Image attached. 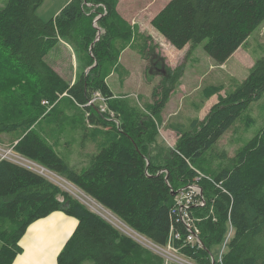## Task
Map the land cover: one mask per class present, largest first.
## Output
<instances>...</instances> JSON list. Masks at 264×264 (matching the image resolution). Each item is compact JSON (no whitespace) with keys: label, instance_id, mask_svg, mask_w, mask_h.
I'll return each instance as SVG.
<instances>
[{"label":"trees","instance_id":"16d2710c","mask_svg":"<svg viewBox=\"0 0 264 264\" xmlns=\"http://www.w3.org/2000/svg\"><path fill=\"white\" fill-rule=\"evenodd\" d=\"M41 2L6 0L0 7V132L16 134L9 147L73 183L124 225L156 244L166 245L173 226L181 232L173 246L198 264H212L210 253L215 264H264V130L233 157L225 152L212 157L218 139L264 91V56L255 60L231 92L218 94L203 119H192L187 126L170 122L177 132L175 144H161L150 118L128 110L122 116L100 69L117 57L104 37L93 40L92 21L103 11L115 14L117 0H68L47 20L36 13ZM263 20L264 0H168L150 23L178 48L206 40V53L223 63ZM100 22L110 37H131L130 30L121 31L104 15L97 19L99 28ZM61 40L84 51L87 65L96 62L73 82L47 60ZM178 75L168 78V87L154 102L155 115L164 107ZM220 90L212 86L206 96ZM95 91L108 98L109 107L120 118L118 125L100 113L96 104L85 106ZM64 96L85 110L87 124L104 131L103 140L81 169L60 156L56 144L35 128L49 113L43 100L53 107ZM215 159L225 162L213 167ZM202 170L212 177L200 179L205 204L191 210L202 242L195 249L184 242L186 229L171 212V191L192 182ZM54 211L77 220L55 256L56 264H80L87 259L94 264H177L141 245L60 184L0 158V264H13L23 250L20 241L26 229ZM229 219L233 233L218 262Z\"/></svg>","mask_w":264,"mask_h":264},{"label":"rangeland","instance_id":"374dc122","mask_svg":"<svg viewBox=\"0 0 264 264\" xmlns=\"http://www.w3.org/2000/svg\"><path fill=\"white\" fill-rule=\"evenodd\" d=\"M167 1L117 0L115 14L105 15L107 12L103 11L92 21L95 28L93 40L97 41L101 36L104 37V43H110L111 52L117 57L114 61L104 62L100 67L112 91V99L118 108L122 109V116L128 110L142 118H150L158 128V139L161 144L165 143L164 131L169 127L170 122L187 126L192 119H203L210 107L218 100V94L225 95L231 92L245 78L255 60L264 56V20L223 63L215 62L206 53L204 49L206 40L195 46L187 43L182 48L172 45L150 23L151 18ZM67 2L68 0H42L36 8V13L44 20L50 19ZM5 3L6 0H0V7ZM101 15L105 16L108 23L118 24L117 28H121V31L130 30L131 37L128 40H122L110 37V32L106 35V27L101 22L99 23L100 28L97 25V19ZM97 29L100 30L99 33ZM63 42L55 46L57 51L54 56L48 54L47 60L67 81L73 82L82 71L87 74L96 62H93L94 65L91 64L93 66L90 67L91 65H87L89 59L84 51L72 42ZM153 54L160 57L162 64L159 66L164 65L165 74L151 67L150 59ZM177 73L179 78L174 89L170 92L162 110L155 115L152 110L154 102L159 100L168 87V78ZM212 86H218L221 90L206 96V92ZM46 111L49 112L48 115L43 117L35 128L56 145L65 141L64 149L59 146L55 148L65 160L72 163L77 162L78 148L83 151L85 145L82 146V142L85 139H89V144L95 147L94 139L98 141L102 138L103 140L101 137L103 129L87 124L85 120L87 113L72 98L61 97L53 107L47 106ZM106 129L112 128L108 126ZM261 130H264V91L260 98L252 101L218 139L212 151V157H218L222 152L230 158L233 157L253 135ZM15 137V133L0 132V147H9ZM224 162L225 159H215L212 166ZM202 171L198 172L206 177H212ZM59 184L65 191L82 200L91 209L96 208L106 214L101 205L73 183L64 178V180H59ZM58 229L57 225L50 220L31 228L30 232L26 233L20 241L23 251L18 254V260L22 263L36 264L40 261L41 252H44L45 255H42L44 263L51 252L48 247L53 245L52 236ZM80 264L94 263L87 259Z\"/></svg>","mask_w":264,"mask_h":264},{"label":"built area","instance_id":"2783aa9c","mask_svg":"<svg viewBox=\"0 0 264 264\" xmlns=\"http://www.w3.org/2000/svg\"><path fill=\"white\" fill-rule=\"evenodd\" d=\"M43 103L47 106H51L47 100H43ZM92 104H96L99 112L104 114L107 119L112 120L116 125L119 124L120 118L118 116V113L109 107L108 98L105 97L100 91H95L92 97L85 103V106ZM0 158L9 159L15 163H18L31 170H34L37 173L44 175L48 179L58 184H59V180H64V178L59 174L21 155L20 153L16 152L12 147H7V148L0 147ZM202 177H206V176L198 172V174L194 177L192 182H190L189 184L185 185L184 187L180 188L177 191V193L174 195V204L171 209V212L176 218V221L180 222L186 229L184 242L190 244V246L195 249L202 247V242L198 235L199 228L194 223V220L191 215V210L193 207L202 206L205 204L202 187L199 185V181ZM219 183L216 185L220 186L221 184ZM94 209L100 215H102L111 223H113L115 226L119 227L122 231H124L126 234L131 236L134 240L139 242L141 245L165 257L166 261H172L177 264H198L193 260H191L190 258L178 253V249L173 246V241L175 239L181 238V232L178 231L177 229H174L173 226L171 227L170 230L168 242L166 243V245L162 246L156 244L155 242H153L146 236L140 234L139 232L135 231L134 229L124 225L115 215L109 213L110 211L107 212L102 208V210L106 213L104 214L100 210L96 208ZM232 233H233V226L229 219L226 237L216 257L218 262H221L222 252ZM211 262L212 264H215L214 256L211 257Z\"/></svg>","mask_w":264,"mask_h":264},{"label":"crops","instance_id":"0c3cea01","mask_svg":"<svg viewBox=\"0 0 264 264\" xmlns=\"http://www.w3.org/2000/svg\"><path fill=\"white\" fill-rule=\"evenodd\" d=\"M62 43H64V42L61 40L55 46H57L59 44H62ZM55 46L50 50L49 55L54 56L55 51H57L55 49ZM49 55H47V59H48ZM164 133H165V137H164L165 138V143L170 145V146H173L175 144V140H176V137H177L176 130L173 129L169 125V127L167 129H165ZM88 140L85 139V141L82 142V146L85 145L83 151H81L78 148V154H79V157L77 159L78 164H77L76 161H73L74 163H72L71 161H68V162H70V164L72 166H75V167H77L79 169L85 167L88 164V162H89V155L92 152H94L98 148L99 144L101 143L100 142V138H99L98 141L94 139L93 142L95 143L94 145H96V147H95V146H91L89 144ZM54 146H55V148L57 146H59V147L64 149L66 144H65V141H64V142H61L60 144H58L57 146L56 145H54ZM70 217L71 216L66 215L62 211H54L53 213H51L50 215H48L45 218H42V219H39V220L37 219V221L33 222L26 229L25 234L29 233L31 228L33 229L34 227L39 226L40 223L45 222V221H49V220L52 223H55L57 225V228H59L58 231H56L55 235L52 236V241H53L52 247H48L49 250H51L50 255L47 257V259H45V261L43 263V259L44 258H43L42 255H45V253L41 252L42 255L39 256L40 257V261L38 263H36V264H56V260H55L56 254L58 255V253L62 249L64 243L66 242V240L69 238V236L73 232L72 230L75 229L74 226L77 225V220L74 217H71V218ZM24 235L22 236V239H23ZM13 264H28V263H22L20 260H18V256H17Z\"/></svg>","mask_w":264,"mask_h":264},{"label":"flooded vegetation","instance_id":"af4514ba","mask_svg":"<svg viewBox=\"0 0 264 264\" xmlns=\"http://www.w3.org/2000/svg\"><path fill=\"white\" fill-rule=\"evenodd\" d=\"M150 64H151V67L155 68V69H159L161 66L162 63H161V59L158 55L156 54H153L151 59H150Z\"/></svg>","mask_w":264,"mask_h":264},{"label":"water","instance_id":"95a60500","mask_svg":"<svg viewBox=\"0 0 264 264\" xmlns=\"http://www.w3.org/2000/svg\"><path fill=\"white\" fill-rule=\"evenodd\" d=\"M96 22V19L94 20V23ZM98 30V33H99V29H97ZM98 38V37H97ZM96 38V39H97ZM94 65V64H93ZM93 65H91L90 67H92ZM159 71H161L162 72V74H165V72H166V70H165V68H164V65H162L159 69H158ZM177 193V191H171V194L174 196L175 194ZM210 255H211V257H212V254L210 253Z\"/></svg>","mask_w":264,"mask_h":264},{"label":"bare ground","instance_id":"6f19581e","mask_svg":"<svg viewBox=\"0 0 264 264\" xmlns=\"http://www.w3.org/2000/svg\"><path fill=\"white\" fill-rule=\"evenodd\" d=\"M44 117V116H43Z\"/></svg>","mask_w":264,"mask_h":264}]
</instances>
